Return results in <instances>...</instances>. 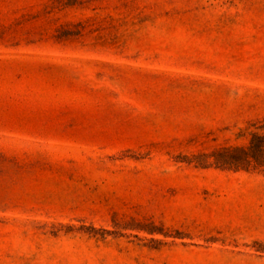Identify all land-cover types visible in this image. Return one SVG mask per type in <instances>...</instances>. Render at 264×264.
<instances>
[{
    "label": "rangeland",
    "instance_id": "rangeland-1",
    "mask_svg": "<svg viewBox=\"0 0 264 264\" xmlns=\"http://www.w3.org/2000/svg\"><path fill=\"white\" fill-rule=\"evenodd\" d=\"M0 264H264V0H0Z\"/></svg>",
    "mask_w": 264,
    "mask_h": 264
}]
</instances>
